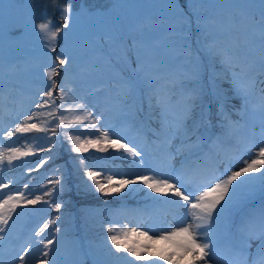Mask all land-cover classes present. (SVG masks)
<instances>
[{
	"label": "snow or ice",
	"instance_id": "obj_1",
	"mask_svg": "<svg viewBox=\"0 0 264 264\" xmlns=\"http://www.w3.org/2000/svg\"><path fill=\"white\" fill-rule=\"evenodd\" d=\"M166 3L174 7L178 4V0H166ZM187 3V12L179 9L171 16H162L157 27L166 25L167 30L180 41L187 42L190 40L194 17L196 29L204 34V41L198 39L197 44L200 45V50L205 54L209 65H214L216 58L220 57L222 63L239 67L242 72H256L264 76V0H215L214 3H209V0H187ZM5 6L6 0H2L0 40L3 39L2 21ZM53 6L58 8L63 23L56 26L45 15L43 21L35 25L39 29V38L46 41L45 48L56 52L58 35L63 30L71 29L79 19L110 20V24L105 27L89 32V44L92 51L105 58L110 67H114L111 64L113 57L128 64L130 54L135 53L137 68L133 72L136 79L119 77L124 96L137 90L141 74L143 79L149 81L159 77L158 68L153 66L154 57L148 55L154 53L158 46L150 43L142 35V29L126 25L114 15L115 10L122 6L121 0H110V6L103 10L87 5L77 8L75 0H67L62 7L59 5V0H53ZM237 33L243 36L242 42L234 35ZM225 36L234 42H230L227 48L222 49L221 40ZM186 51L188 54L191 53L190 44ZM74 62L75 58L72 54L61 49L55 55V59L45 65L46 81H42L43 86L31 101L34 107L22 114V120L17 116L13 121L14 126H10L7 130L0 128L2 133L0 143H3L5 138L9 141V146L0 149V248L12 239L13 226L19 217L27 214L28 206L37 204L48 206L53 208L57 215L45 220L38 230H35L34 239L43 245L39 256L40 264H58L54 256L55 249H50L54 240L59 243L58 238L55 236L47 238L42 234L52 228L55 232L62 230L56 227L62 219L61 209L64 207L63 202L58 200L59 195L66 188V178L62 170L55 169L54 171L60 175L48 178L47 183L39 185L38 189L32 188L31 181L24 183L22 189H16L13 186L16 181L10 177L9 182L5 183L3 175L5 171L11 172L16 167L13 161L36 156L37 152L48 153L39 158L36 168L45 166L53 159L51 153L56 149V141L61 135L57 130L62 129L63 135L69 142L71 153H84L89 148H95L100 152H109L111 149L110 155L115 154V158L129 161L130 168L136 169L126 173L112 172L103 175L102 172L91 170V167L86 165L85 158L70 157L73 161L79 160L80 166L88 168L83 175L89 178L91 184L82 177L80 182L85 190L92 191L94 188L96 192L107 197L122 192L130 184L139 183L151 193L159 194L151 196L152 200L188 210L187 216L170 230L149 229L153 231V235H149L148 231H139L138 227L129 228L127 225L119 230L114 226L107 227L108 235L103 245L107 258L119 260L125 257L118 254L125 253L127 257L133 258L128 264H137V262L142 264L145 261L149 264H159V261H163L164 264H215V250L221 240L233 235L235 230L241 237L238 253L243 259V264H248V250L252 246L253 239L258 240L259 243L251 264H264V210L260 212L258 229L253 227L252 215L242 216L239 225H236L234 219L235 213L257 189L264 192V95L261 96V103L258 106L262 146L255 155L253 156L250 151L254 144V140L250 139L242 150L225 154L223 170L213 167L211 171L200 172L193 169L188 161L196 156L202 145L211 138L209 133L212 128V113L201 103L203 89L199 86V63L186 77L196 86L186 92L177 111L169 110L167 85L164 86L165 91L150 94L149 116L155 117L159 122V128L151 129L152 136L155 137L153 143L157 150H163L160 164L163 170L157 172L155 168L149 167L148 153L143 147L130 139L127 133L115 131L107 124L103 112H94L91 110L94 106L77 102L82 98L74 86ZM61 66H64V79L58 81L56 77L60 75ZM217 78L218 74L213 72L210 77L213 84ZM170 82L174 85L175 79H171ZM236 92L243 100L241 108L235 113L239 117L238 120H232L231 114L225 115L223 102H220L217 116L222 118L220 121L222 134L234 135L238 130L255 126L250 125L247 119L248 90L236 89ZM261 92L264 93V89H261ZM157 109H159L158 116H156ZM142 131L141 127L137 130V134ZM31 133L45 135L43 137L26 135ZM13 137L15 140L12 139ZM42 139L48 145L47 148L40 143ZM176 139L180 140L176 151L182 157L179 168L170 163L174 159L170 150L172 142ZM19 140H24L27 146H11ZM28 141L34 143L28 144ZM4 161H7L6 167ZM241 161L242 166H238ZM140 169L148 174H142ZM34 170L28 168L29 172ZM4 189L8 191L5 192ZM37 190H42V194H36ZM138 190L129 189V191ZM161 196L164 197L163 200L160 199ZM9 221L12 223L10 224ZM157 231L159 235H156ZM130 236L144 237L152 243L140 245L130 241ZM157 241H163L167 247L156 250L154 245ZM31 249L32 242L29 241L28 246L21 249L24 255L17 254L19 264H28ZM0 264H4L2 259ZM100 264H108V261H101Z\"/></svg>",
	"mask_w": 264,
	"mask_h": 264
},
{
	"label": "rangeland",
	"instance_id": "obj_2",
	"mask_svg": "<svg viewBox=\"0 0 264 264\" xmlns=\"http://www.w3.org/2000/svg\"><path fill=\"white\" fill-rule=\"evenodd\" d=\"M95 1L96 0H75V6L79 8L81 5H87L93 7L94 9L101 10L110 6V0H99L101 1L100 4H95ZM0 2H2V0H0ZM66 2L67 0H59V5L62 7ZM214 2L215 0H209V3ZM9 4L12 6L8 7ZM121 5V7L115 10L114 15L119 17V19H121L126 25L142 29V35L150 43L158 46L154 53H149L148 55L154 57L153 66L159 70V77L154 81L143 79V74H141L137 90L134 93H129L130 97L125 99L123 105L120 106L118 104L120 97H124V93L119 83V77H123L124 79H136V76L133 72V70L137 68L135 53L133 52L130 54V63L128 64H125L123 61H117V59L113 57L111 64L114 67H110L105 58L100 57L97 53L92 51L91 45L89 44V32L93 29L98 30L105 27L106 25L110 24V20L90 21L87 19H79L71 29L63 30L58 35L56 40V52H52L45 48L44 45L46 41L39 38V29L36 28L35 25L42 22L45 15L50 18L56 24V26H59L61 23H63V21L60 19V12L58 8L53 6V0H6L2 21L3 39L0 40V86L2 89L10 88L13 85H19L21 88L29 89L27 96H29V93H31L33 90L38 92V90L43 86L42 81H46V76H44V72L46 70L45 65L51 63L55 59L58 49H60V51L63 49L66 52H70L75 58V62L73 64V69L75 72L74 77L79 80L82 86L87 87L88 85L95 84L97 87L101 88L109 82L118 83L117 90L115 88H112L108 92H101L102 90H99L95 94L100 100H102V103L107 107V110L110 114L113 116H119L117 120L109 118L111 126L116 128L115 131H119L117 128H120L122 133H127L129 138L133 139L138 144V138L133 136L132 133L135 125L131 123L130 125H134V127H130L129 125L127 129H125L124 126L128 125V123L131 121L132 113L129 107H134V102H132V99H137L139 101L142 98L141 88H143V90L150 89L149 86H144L146 84L145 81L152 83H165L167 80H169L166 76L169 71L172 73V79L182 78L178 74L182 72L183 79L188 81L186 78L189 73L187 68L192 70L197 65V63H199L200 77H202L205 73V64L196 57L192 59L191 64H188V58L186 57L183 48L188 47L189 44H193L192 38H190V40L187 42H182L177 36L173 35V33L167 30L166 25L157 27V25L160 23V17L171 16L179 9H183L185 12H187L185 10L188 9V7H186L188 5L187 0H178V4H176L174 7L168 6L166 0H121ZM19 11L21 14L17 15V12ZM191 33L193 37L200 36V40L202 42L204 41V34L199 32L193 25ZM234 35L238 37L241 42L243 41V36L241 34L237 33ZM230 42L234 41H231L227 36L223 37L221 40V48H227ZM195 44L198 46L197 43ZM181 50V55H179L178 52ZM45 53H47V55H45ZM14 62L21 64V68H12L11 66ZM8 67H11L13 70H15L12 75L5 73V70ZM20 70L21 72H19ZM206 70L209 71L210 68L208 67ZM252 74H256V72H252ZM59 78L60 75L56 77L57 80ZM76 78H74V80ZM21 83L23 85H21ZM12 103L15 104V110L23 108L16 106L17 100L12 101ZM260 103L261 102L257 100L253 101L252 104L249 103L251 106L249 105V115L247 119L249 120L250 125H255L254 127H251L250 130L249 128L244 129L243 134L237 131L234 134L236 138L232 139L234 141L225 150L217 151V148L213 151L214 153L212 155H206L204 157L198 155L192 157L188 161L192 168L196 170L201 168L197 161L199 159H203L208 163V165L206 164L201 168V172L211 171L213 166L218 167L217 164L221 165L223 162V160L221 161V156L224 158L226 153L242 149L246 143V136L249 140H254L253 147L250 149L252 155L254 156L259 147L262 146L258 112V106ZM242 104L243 103H241V105ZM123 109L125 110V113L122 114ZM172 111L175 112L176 110ZM57 131H59V129ZM60 132L61 135L59 140L56 141L57 147L54 151H52L54 154L52 157L53 159L57 160L59 156L65 154L64 162H57L52 159L51 167L55 168L56 166V168L62 170L63 175L66 178V186L68 188H70V185L73 183L72 185L75 188H78L83 192L84 188L80 183L81 177L84 181L89 180L87 176L83 175L84 172L88 170V168L86 169V167L80 166L79 160L73 161L70 157L85 158L86 165H88V153L91 151L97 152V150L95 148H89L88 151L80 154L71 153L70 151L67 152L65 150L66 144L63 140V131ZM209 134L211 138L208 139L205 144H203L204 147H206L208 143L213 142L218 136V133L213 128V126L210 129ZM8 143L9 141L7 140L5 142V146L1 147L0 149L6 148ZM179 144V139L174 140L170 150L174 155V159H172L170 163L176 168L180 167V162L182 159L180 154L176 151ZM214 145L216 146V144ZM140 146L143 147L145 151L147 150L146 147L142 145ZM111 151L112 150L109 149V152L106 153H110ZM212 156L215 158L214 162L211 160ZM147 159L150 161L149 167L155 168L157 172L163 170L160 167L163 159L162 149H156L154 155L148 154ZM4 165L5 167L7 166V161H4ZM238 166H242V161ZM14 169H17V166ZM76 170H79V174L81 175H79L78 178L75 176ZM134 170L136 169H131L130 171ZM220 170H223V168ZM139 171L142 174H148L147 172H144L143 169H140ZM7 174L8 171H5L3 177ZM56 175H60V173L53 174V176ZM45 177V174L40 175V177L38 175H34L33 177H30L29 180L22 181V183L18 181L13 186L16 189H22L24 183L31 181L32 188L38 189L39 185H44ZM4 182L8 183L9 179H5ZM133 188L139 190L142 189L144 191L142 194H137V191H131L135 197L133 198L130 196L131 194H127L129 189ZM4 191L7 192L8 190L4 189ZM120 194L126 195H124L122 200H118L115 203L109 204L107 206V213L104 212V215L111 222V226H114L118 230L127 225L129 228L138 227L139 231H148L149 235H153V231H149L150 225H153L156 229H158L157 224H160L159 229L167 228L170 230L171 227L179 224L188 213L186 208L180 209L172 205L162 204L152 200L150 198L151 196H158L159 194L151 193L150 190L147 189L143 184H130L127 188L120 192ZM263 195L264 192L257 189L255 193L251 195L244 202L241 208L235 213V216L243 209L246 211L244 215L253 216V227L258 229L260 222V212L264 210V206L262 208H259L256 204L251 208L244 206H246L250 200ZM160 199L163 200L164 197L161 196ZM59 200L61 201V199ZM133 200L147 201L148 203L146 205H141V207H119L122 203L131 202ZM63 205L64 207L61 209L62 219L56 225V227H60L62 230L60 232H55L54 228H52L46 230L42 234L47 238H52L53 236L58 238L59 243H56L54 240L53 245H50V249H55L54 256L58 264H100L101 261L105 260L108 261V264H128V261L133 259L131 257H127L126 254L123 256L125 258L119 260H111L105 256L103 245L106 236L95 235L91 233L90 230L92 227V215L90 216L88 210L83 212V216L85 215L86 219L84 224H81L82 231L86 232L85 240H82V243L78 241V233L76 232L75 225V215L77 211L74 207H69V205L65 207V203H63ZM147 206H150V208L145 211ZM63 209L66 211L62 212ZM106 209L104 211H106ZM17 211H20V209H17ZM56 215L57 213L55 210L48 206H42L40 204L28 206L27 214L19 217L17 223L13 226L12 239L9 242H5L2 248H0V259L4 261V264H19L17 254L24 255L21 249L23 247H27L29 241L32 242V249L30 250L31 255L28 256V264H40L39 256L43 245L39 243L38 240L34 239V232L35 230H38L40 225H42L45 220L51 219ZM13 216H15V213H13ZM242 216L243 215L239 217L240 220ZM188 219H190V217H188ZM240 220H235L236 225H239ZM9 223L11 224L12 222L9 221ZM79 234L81 235V233ZM156 235H159L158 231L156 232ZM239 238V233H236L234 230V234L223 238L217 248H221L222 251L225 250L226 254H233V251L238 252L236 247ZM129 239L130 241L140 245L152 243L146 238L139 236H130ZM258 243V240H251L252 246L248 250V257H255ZM166 247L167 246L163 241H157L154 245L156 250ZM83 251L88 257V262L85 260V257L82 254ZM118 255L121 256V254ZM219 258L220 257L214 258L215 264H226ZM227 263L229 264L228 261ZM137 264H141V262H137ZM142 264H149V262L145 261L142 262ZM159 264H164V262L159 261Z\"/></svg>",
	"mask_w": 264,
	"mask_h": 264
},
{
	"label": "trees",
	"instance_id": "obj_3",
	"mask_svg": "<svg viewBox=\"0 0 264 264\" xmlns=\"http://www.w3.org/2000/svg\"><path fill=\"white\" fill-rule=\"evenodd\" d=\"M182 1V0H181ZM101 1L96 0L95 4H100ZM183 6V4H182ZM188 7V5L186 6ZM188 11V9H185ZM16 14V13H14ZM21 14V12H17V15ZM193 19V26H195L194 17ZM190 38H192L193 44H191V53H187V48H183L186 54L187 62L188 64H191L192 59L196 57L198 60H201L205 64V73L202 77L199 78V86L203 89V95L201 99V103L204 105L205 109L210 110L212 113V126L219 127L221 117L217 116V112L220 107V102H223L224 105V112L225 115L231 114V119L235 120L236 117V110L239 108L241 99H239L238 96H236L231 88L230 82L233 81L239 89L242 91L244 89L248 90V99L251 101V99L261 100V96L264 95V93L261 92V89H264V83H261V81H264V76H260L258 73L256 74L252 73H245L242 72L239 67L230 66L228 64H224L221 62V58L217 57L215 60L214 65H209L208 60L205 56V54L200 50V45L198 46L195 44L197 43V40L201 39V37H193L192 33L190 35ZM204 39V37H203ZM191 41V43H192ZM195 42V43H194ZM195 45V46H194ZM194 46V47H193ZM193 47V48H192ZM60 52V49L57 51ZM181 52H178L179 55H181ZM15 69H20L21 64H18L14 62L11 66ZM11 67H8L5 70V73L8 75H12L15 70H13ZM63 67H61L60 71V78L58 81H61L64 79L63 74ZM210 68V70H206V68ZM189 72V70L187 68ZM7 71V72H6ZM21 72V70L19 71ZM215 72L218 74V78L215 80V84L211 81L210 77L211 74ZM77 74V73H76ZM179 76L182 78L175 79V84L173 85L170 80L172 79V73L169 71L168 74H166L167 80L165 83H158V82H146L145 81V87L149 86V90H143L141 88L142 98L138 101L137 99H132V102H134V107L129 109L131 110V113L134 115L135 119L131 123H134L137 127L133 129L132 133L138 137V139L141 142H144L146 140L154 141L155 137L152 136L151 129L159 128V122L158 119L155 117L149 116V95L155 94L157 91H165L164 86L167 85L166 88V94L169 97V102L175 101V97H181L184 96L186 92L191 89L192 87L196 86L193 81L188 79V81L183 79L182 72L178 73ZM76 78V77H74ZM253 79L255 80V83L253 84ZM21 85H23L21 83ZM75 88L77 90L78 95L82 98L81 100L77 101L78 103H87L88 105L94 106L91 110L94 112H103L104 113V119L105 122L110 124L109 121V111L107 110V107L102 103V100L96 96V92L99 90H102L101 92H108L112 88L118 89L117 82H109L105 84V86L99 88L95 84L88 85L87 87H84L80 84L79 80L75 79ZM99 88V89H98ZM29 92V89L21 88V86H12L7 89H2L0 86V123L1 121L8 125L9 123H13L15 118L19 116V119H23V113L28 112L29 108L34 107V105L31 103V101L34 99L35 94L37 93L36 90H33L31 93H29V96H27ZM251 96V97H249ZM129 94L125 97H120L118 100V104L121 106L125 102L126 98H129ZM251 98V99H250ZM17 100L16 106L23 107L15 110V104L12 103V101ZM121 104H120V103ZM252 102V101H251ZM22 103V104H21ZM155 103V101H153ZM177 105V104H176ZM178 105L180 106V102H178ZM179 106L176 107V110H178ZM233 108V109H232ZM121 111V110H120ZM125 110L122 111V114ZM30 114V113H29ZM79 114V113H78ZM66 116H69V114L65 113ZM157 116V115H156ZM114 118L118 117L116 115L113 116ZM112 117V119H113ZM69 118H71L69 116ZM141 122V123H140ZM143 129V131L140 134H137L138 129ZM59 131H63L62 129H59ZM26 135H32V136H40L43 137L44 133H31ZM146 135V136H145ZM15 140V137L12 138ZM8 139H6L7 141ZM65 144H66V151L69 152V142L66 140L65 136L63 138ZM5 141V142H6ZM4 142V145H5ZM28 144L34 143L33 141H28ZM40 143L44 144V147L47 148L48 145L44 143L43 139L40 141ZM3 145V146H4ZM9 146V143H8ZM11 146L14 147H26V143L24 140H19L15 144H12ZM35 151V149H33ZM112 152V151H111ZM110 152V153H111ZM110 153L106 152H99V151H91L89 152L88 156V166L91 167V170L102 172V174H108L112 172H118V173H126L130 171L133 168H130L129 161L117 159L115 158V154L110 155ZM52 155L53 152L51 153ZM45 155H48L47 152H37L36 156H28L23 157L21 160L13 161L14 164L17 166V169H13L11 172H8V174L4 177L6 178H12L16 181V183L19 181L22 183V181L29 180L30 177H33L34 175H40L45 174L46 177L44 178V184L47 183V179L53 177L54 173L53 170L57 169L56 166L51 167L52 161H48V163L45 166H41L40 168H36V165L39 164V158L44 157ZM65 154L59 156L57 158V162H64ZM28 168L35 169L34 171L29 172ZM87 169V168H86ZM79 170L75 171V176L79 177ZM81 176V175H80ZM74 177L75 179H77ZM68 181V179H67ZM89 184L91 183L90 180H88ZM73 184V183H72ZM70 185V188L66 186L65 190L59 195L58 199H61L63 203H65V207L69 205V207H74L77 211V220L78 224L80 225V229L82 231L81 224H84L85 222V215L83 216V212L85 210H88L91 218V233L95 235H102L107 236V227L111 226V222L109 219L104 215V212L107 213L108 208L107 206L111 203H115L118 200H122L124 195L126 194H120L116 193L111 196H103L100 193L96 192L93 188L92 191H87L84 189L82 192L78 188H75L73 185ZM69 185V184H68ZM48 187H51V185H48ZM144 190H138L137 194H142ZM36 194H42V190H37ZM127 194H131L130 196L134 197V194L129 191ZM258 199V198H257ZM256 199V200H257ZM134 201V200H133ZM252 203V201H249V204ZM107 208V209H106ZM106 209V211H104ZM66 210L63 209L62 212H65ZM82 235L86 236V232L82 231ZM123 257L125 253H120Z\"/></svg>",
	"mask_w": 264,
	"mask_h": 264
}]
</instances>
